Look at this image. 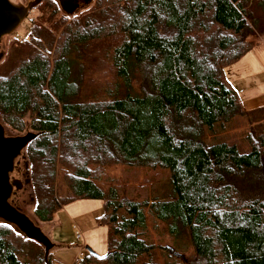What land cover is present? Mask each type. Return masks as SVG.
I'll return each mask as SVG.
<instances>
[{
  "label": "trees",
  "instance_id": "trees-1",
  "mask_svg": "<svg viewBox=\"0 0 264 264\" xmlns=\"http://www.w3.org/2000/svg\"><path fill=\"white\" fill-rule=\"evenodd\" d=\"M252 7L264 19V0ZM34 10L0 62V118L22 133L28 115L38 133L24 149L36 221L103 203L107 252L84 247L78 264H182L183 239L205 264H264V105L246 110L225 76L249 50L243 6L97 0L71 25L50 0ZM104 65L111 80L97 75ZM237 120L245 146L205 142ZM138 170L161 172L165 189L152 181L142 198L140 174L126 175ZM0 264H45L44 249L1 222Z\"/></svg>",
  "mask_w": 264,
  "mask_h": 264
},
{
  "label": "rangeland",
  "instance_id": "rangeland-1",
  "mask_svg": "<svg viewBox=\"0 0 264 264\" xmlns=\"http://www.w3.org/2000/svg\"><path fill=\"white\" fill-rule=\"evenodd\" d=\"M46 1L48 0H42L39 4ZM50 1H52L58 9H60V15L67 20L68 25H71L80 19L97 2V0H88L86 3L85 0H81L80 6L77 9L66 13L60 8L58 0ZM254 1L261 0H237V2L243 6L245 12L249 13L247 22L249 25L248 30L251 32L243 38L242 46L244 50H249L239 61L231 65L225 71V76L227 82L239 93L242 103H245L247 107L256 108L260 104H264V48H262L264 47V19L259 11L253 9L252 6ZM31 2L32 0H17L16 5H25L26 7ZM34 8L28 14L29 19L27 17L13 34L5 36L1 39L0 54L2 57L0 62L7 58V47L9 41L12 39V36L17 35L20 39L27 38V34L32 31V19H35L38 15ZM253 23H255L256 26H253ZM97 75L100 79L106 80H109L112 77L111 70L107 65H104L103 68L97 72ZM254 108H248V110H252ZM0 123L3 126L7 137L23 136L28 132L36 133L30 129L31 124L28 115L22 119L21 123L23 124V128L25 130L22 133H18L16 130H13L10 126L6 125L1 118ZM247 129L248 124L244 120H237L234 121L232 127L227 130L220 131L219 127H215L210 133L208 131L205 132L204 140L207 144L225 141L235 144L238 143L243 147L245 146L243 136ZM121 169H123L121 166L114 167L112 169V173L117 176L121 174L124 175L125 171H121ZM131 173L127 172L126 175L132 176L137 173L140 174V183H138V186L142 190V198L149 195V187L152 185V181H154L155 187L153 188L156 192L157 190L160 192L161 188L165 189L166 184L164 183L166 178L161 172L138 170ZM147 176L153 179L151 181L147 180V182H143L144 177ZM10 181L15 184L13 188V195L10 198V203L31 221H33L52 243L53 247L49 251L48 259L51 260L53 264H75V258L81 251L82 247H89L100 257L105 256L107 252V231L105 227H99L96 223L97 219L103 213V203L101 201L78 200L72 202L64 206L55 215L51 223L40 224L36 221L33 215L34 202L32 188L29 181V166L25 150H23L21 155L15 160L14 170L10 174ZM1 222L3 221L0 220V223ZM18 233L23 236L19 231ZM77 233L80 235V239L77 238ZM158 243H162V245L166 246L169 245L168 240L165 238L164 240L158 241ZM160 248L161 246L157 244V249ZM161 251L167 252L172 257H175L170 247H168V249H161ZM163 255L161 258H163ZM177 259L182 264H205L203 259L197 257L193 253L186 239L182 240L181 256L177 257ZM162 260H164V258Z\"/></svg>",
  "mask_w": 264,
  "mask_h": 264
},
{
  "label": "water",
  "instance_id": "water-1",
  "mask_svg": "<svg viewBox=\"0 0 264 264\" xmlns=\"http://www.w3.org/2000/svg\"><path fill=\"white\" fill-rule=\"evenodd\" d=\"M41 1L34 0L25 7L16 5L17 0H0V41L3 37L13 34L28 13ZM58 2L60 8L66 13L79 7L77 0H58ZM37 134L29 132L23 136L7 137L0 123V220L15 227L26 239L41 245L44 249V263L46 264L49 251L53 247L52 243L39 227L10 203L15 186L10 181V174L14 170L15 160ZM85 250L88 254L100 257L89 247Z\"/></svg>",
  "mask_w": 264,
  "mask_h": 264
},
{
  "label": "built area",
  "instance_id": "built-area-1",
  "mask_svg": "<svg viewBox=\"0 0 264 264\" xmlns=\"http://www.w3.org/2000/svg\"><path fill=\"white\" fill-rule=\"evenodd\" d=\"M77 238L80 239V235L77 233ZM84 255V247L81 248V251L79 252V254L76 256L75 258V264H78L79 261L81 260V258L83 257Z\"/></svg>",
  "mask_w": 264,
  "mask_h": 264
},
{
  "label": "flooded vegetation",
  "instance_id": "flooded-vegetation-1",
  "mask_svg": "<svg viewBox=\"0 0 264 264\" xmlns=\"http://www.w3.org/2000/svg\"><path fill=\"white\" fill-rule=\"evenodd\" d=\"M33 1H34V0H32V2H33ZM80 1H81V0H77V2H76V3L78 4V6H80ZM85 2L87 3L88 0H85ZM58 3H59V2H58ZM26 5H27V4H26ZM38 5H39V4H38ZM24 6H25V5H24ZM28 14H29V13H28ZM27 17H28V15H27ZM27 17H26V18H27ZM26 18H25V19H26ZM24 21H25V20H24ZM24 21H23V22H24ZM23 22H22V23H23ZM1 57H2V55L0 54V60H1Z\"/></svg>",
  "mask_w": 264,
  "mask_h": 264
},
{
  "label": "crops",
  "instance_id": "crops-1",
  "mask_svg": "<svg viewBox=\"0 0 264 264\" xmlns=\"http://www.w3.org/2000/svg\"><path fill=\"white\" fill-rule=\"evenodd\" d=\"M262 48H264V47H262ZM243 105H244V107H245L247 110H248V108H249V109L254 108V107H247V105H246L245 103H244ZM263 105H264V104H260V105L257 106V107H260V106H263ZM257 107H256V108H257ZM254 109H255V108H254Z\"/></svg>",
  "mask_w": 264,
  "mask_h": 264
}]
</instances>
